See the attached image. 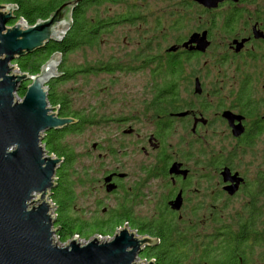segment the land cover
<instances>
[{"label": "rangeland", "instance_id": "rangeland-1", "mask_svg": "<svg viewBox=\"0 0 264 264\" xmlns=\"http://www.w3.org/2000/svg\"><path fill=\"white\" fill-rule=\"evenodd\" d=\"M194 2L147 0L141 9L145 20L121 21L111 32L101 37L98 46H85L68 56L69 65L75 69L97 67L85 74L81 71L59 86V91L69 98L71 109L91 120L81 130L64 138V143L72 148L74 154V161L68 169V178L74 191L69 211L72 218L92 223L105 217L102 212L105 205L97 200L106 195V192L99 187L98 180L106 168H114V165L119 166V172L128 174L126 178L120 179L124 190L130 191V185L133 190L141 183L142 198L153 199L150 204L136 206L137 216L150 220L159 211L160 197H156L154 193L160 192L161 186L164 187L168 179L143 178V166L149 160L141 150L151 149L148 138L157 126L152 105L155 87L152 84L161 83L162 78L152 70L156 62L149 65L151 59L143 60L146 53L157 55L166 52L169 46L208 27L211 28L209 41L212 44L205 53L184 55L183 69L177 85L182 100L196 101L193 77L201 78L203 97H200V105L209 102L213 107L208 111L209 118H213L212 124L199 130L196 135H191L189 126L185 128L178 121L172 125L163 146L165 145L172 160L183 162L186 167L183 168L192 171V175H189L192 184L184 197L181 215L185 218L193 215L204 217L212 205L225 207L223 213L227 221L237 213H243L248 199L242 189L232 196L216 192L214 200L210 201L208 189L214 185L220 189L222 183L219 171L223 165L217 166L214 158L226 160L244 178L243 186L250 188L252 182L264 175V134L255 138L253 144L241 148L239 141L232 138L226 126L215 118L214 112L219 107L231 104L236 93L239 94L241 90L248 91L251 101L261 105L259 111L264 112V51L256 49L254 56H244L238 60V64L236 60H230L224 46L226 36L221 32L229 10L225 6L209 10ZM106 6L108 11L103 15L117 16L124 12L126 5L118 3ZM105 7H100L101 12ZM248 13L251 11L243 12V15ZM213 20H216V25ZM109 63L114 65L110 71H106L103 67ZM15 99L20 100L18 95ZM217 112L220 114V111ZM128 129H132V132L129 133ZM94 144L102 148H93ZM110 149H113V154ZM203 179L209 181L206 183ZM207 184L212 187H207ZM124 190L118 192L115 200L117 206L128 198V193ZM258 205L264 207V192L259 196ZM118 231L119 227L112 232H90L87 236L77 238L82 243L95 236L99 241H108ZM54 242L63 245L67 241L60 242L55 236ZM260 251L262 247H256L255 255ZM142 261L137 260L138 263Z\"/></svg>", "mask_w": 264, "mask_h": 264}, {"label": "water", "instance_id": "water-1", "mask_svg": "<svg viewBox=\"0 0 264 264\" xmlns=\"http://www.w3.org/2000/svg\"><path fill=\"white\" fill-rule=\"evenodd\" d=\"M193 1L211 9L223 0ZM75 4V0L67 1L48 18L31 25L19 19L8 26L17 8L0 3V264H155L152 259L137 260L145 247L158 240L140 236L126 224L108 241H99L95 236L82 243L73 236L63 245L54 242L56 214L49 198L62 159L46 154L42 140L48 130L75 122L70 117H59L47 101V83L59 76L61 55H51L36 75L18 71L12 62L48 41H59L70 26ZM188 45L189 49L205 51L209 45L206 31L191 34L182 44L186 48ZM174 50L175 46L168 48ZM27 81L30 83L24 95L16 100L18 89ZM222 115L229 120L234 136L244 132L241 124L233 125L232 113L225 111ZM180 168L181 164L174 162L169 173L185 176L187 171ZM220 176L226 183L223 189L230 195L243 181L229 167H224ZM181 205L182 195L178 193L171 207L179 210Z\"/></svg>", "mask_w": 264, "mask_h": 264}, {"label": "trees", "instance_id": "trees-1", "mask_svg": "<svg viewBox=\"0 0 264 264\" xmlns=\"http://www.w3.org/2000/svg\"><path fill=\"white\" fill-rule=\"evenodd\" d=\"M67 1L70 0H0V3L11 4L17 8L14 12L15 18L7 23L10 26L19 19L28 25L34 24L39 19H46ZM75 1L70 26L59 41H48L42 48L18 57L12 62L20 72L36 75L51 55L55 53L61 55L57 67L59 76L47 83V101L59 117H70L75 122L59 129L48 130L42 140L46 154L62 159L55 174L56 185L50 192L54 211L56 209L55 236L60 242H66L73 236H87L90 232H112L126 224L138 235H146L158 240L156 244L145 247L139 254L140 258L152 259L155 264H264V207L261 208L258 205L259 196L264 192V175L252 182L250 188L242 187L248 203L245 204L243 213H237L230 221H227L224 216L225 207L217 205L213 209L210 208L209 213L204 217L196 215L190 218H185L183 215L178 217L174 212L169 211L166 205L160 207L158 214L150 220L131 217L130 208L120 209L121 211L115 214L114 219L111 218L112 220L105 221L106 223L103 222L104 220L86 223L77 217L70 216V203L74 198V191L68 178V169L74 161V154L72 148L64 143V138L68 134L81 130L83 125L91 120L71 109L69 98L59 91V86L77 73L83 71L82 73L85 74L86 71H92L97 67L75 69L69 65L68 56L82 47L98 46L101 37L111 32L113 27L121 21L145 20L141 9L147 2V0ZM118 3L126 5L122 14L117 16L102 14L108 11L106 5ZM101 6H106L102 12ZM234 15L230 16L228 13L224 20V24L227 23L225 27H228L235 19L236 15ZM213 22L216 25V20ZM183 57L184 55L173 57L167 52L163 58L157 56L151 58L146 55L143 60L151 59L149 65L156 62L152 70L161 75V85L154 88L153 100L156 105L152 104L161 113L164 109L167 111L178 106L171 102L178 97L177 82L183 69ZM113 65L105 64L103 68L110 71ZM28 84L29 81L22 83L17 91L19 97L24 95ZM163 102L165 106L157 105ZM241 140L244 146H249L253 144L255 137L248 134ZM214 162L217 166H230L226 160L214 158ZM256 247H262V251L255 255Z\"/></svg>", "mask_w": 264, "mask_h": 264}, {"label": "flooded vegetation", "instance_id": "flooded-vegetation-1", "mask_svg": "<svg viewBox=\"0 0 264 264\" xmlns=\"http://www.w3.org/2000/svg\"><path fill=\"white\" fill-rule=\"evenodd\" d=\"M195 3V2H194ZM198 4V3H197ZM200 5V4H198ZM203 7L202 5H200ZM227 7L229 10L228 13L235 16V19L231 21V23L228 25V27H225L226 24H222L221 32L226 36V43L224 44L226 54L229 56L230 60H236V63L238 64V60L242 59L244 56H254L253 52L256 49H263L264 51V0H224L215 8L213 9H219L221 7ZM205 8V7H203ZM210 10V9H209ZM247 15H243V12H249ZM215 24V23H214ZM210 27L207 29L197 31V33H202L203 31H206L207 38L209 41V32ZM189 38V37H188ZM187 38V39H188ZM186 39V40H187ZM184 40L183 43L186 41ZM243 41V42H242ZM242 42L241 44H239ZM183 43H177L175 45L176 50L174 51H168V54H170L173 57H178L181 55H197L205 53L210 45L212 44L211 41H209V45L206 47L205 51H197L195 49H189L191 45H188V48L183 47ZM195 46V45H192ZM171 47V46H170ZM169 47V48H170ZM166 52H160L157 55H150L149 53H146V55H150L151 58H154L155 56L159 58H163L165 56ZM154 74V73H153ZM155 75V74H154ZM186 80L188 78L186 77ZM192 81V79H190ZM178 84V82H177ZM188 84V82H187ZM154 87H159L161 83H154L152 84ZM196 85H198V91L196 92ZM193 94L197 97H195L196 101L190 100H182L179 97V87L177 85L178 90V97L177 100H172L171 103L178 105L175 108L166 109L163 110L161 113L158 109H156L155 105L156 103L153 100L152 104L154 106L153 112L156 117V129L149 135L148 138V145L151 146V149L148 150L146 148H142L141 152L142 154L146 155L148 157V163L143 166L144 168V177H149V179H165L167 178L168 181H166V184L164 187L161 186L160 192H155L154 195L156 197H160V204L158 205V208L160 210V207H163L166 205V208H169V211L174 212L176 216H181V209L184 205V197L186 195L187 190L189 189V186L192 184L190 182V176L192 175V171L190 169H184L183 162L172 160V156H170L165 148L164 140L167 134L172 129V125L176 122H182L184 127L189 128V134L196 135V133L199 130H202L204 128H207L210 124H212V119L209 118L208 111L212 110L213 107L209 102H204L202 105H200V97L202 96L203 92V83L201 81V78L198 76L193 77ZM188 89L189 87L186 86ZM241 92L239 94L236 93V96H234V99L232 100L231 104H228L227 106L223 107H217V111H220V114L218 112L215 113V118L220 120L225 126L228 133L231 135L232 138L237 139L240 143V147L242 148L244 145L242 144V138L245 136L253 135L255 138H258L260 135L264 134V112H260L261 109L258 104L253 103L250 99V93L247 92ZM232 95V94H231ZM203 97V96H202ZM198 99V100H197ZM235 101V102H234ZM264 101V100H262ZM161 102V101H159ZM163 103H158L157 105L161 104L162 106H165ZM228 111L234 115L233 117V125L241 124L244 128V132L238 136L233 135V128L229 124V120L225 117H223V112ZM185 112L184 115H179L180 113ZM237 116V117H235ZM129 118V117H128ZM129 133L132 132V129ZM124 132V130H123ZM258 134V135H256ZM93 148H102L97 146L96 144L93 145ZM105 150V149H104ZM110 152L113 154V149H110ZM154 152V155H151V153ZM171 157V158H169ZM180 162L181 164V170H185L186 175L183 176L182 174H175V173H169V168L172 163L174 162ZM213 163V161H211ZM208 165V164H206ZM114 168L111 169H105L102 172V177L99 182V187L103 188L106 192V195L103 197H99L97 200L101 204H104L105 206L102 208L104 218H100V220L109 221L111 218L114 219L115 214H117L120 209L123 208H130L131 217L133 218H139L136 213V206L139 204L144 203H152V200H145L142 198L140 187L141 183L137 186L136 184H133V186H137L135 189L131 185L128 186V190H124L123 187H121V178H126L128 174L119 172V166L114 165ZM185 167V166H184ZM224 167H229L231 172H237L234 170L231 165L230 166H222L219 171L220 172ZM186 168V167H185ZM239 175V174H238ZM221 177V176H220ZM109 178L108 180H106ZM144 180V179H143ZM166 180V179H165ZM207 183L209 179H203ZM221 187L215 186L212 187L210 184H207V187H212L208 189L210 192V201L214 200L215 193L217 194H226L228 196H232L228 194L223 187L226 185V183H223L222 177H221ZM244 178L243 181L240 183L238 191L234 193L237 194L243 187L244 184ZM108 187H110V190H108ZM188 187V188H187ZM124 190L126 193H128V198L124 199L117 206L115 203V200L117 199L118 192ZM178 193H181L182 195V205L179 210H173L171 207V201L175 199V197L178 195ZM132 194V196H130ZM150 197V196H149ZM150 199V198H148ZM114 202V203H113ZM214 205H212L210 208L213 209ZM159 211H156L154 216L155 217L158 214ZM212 213V211H211ZM152 217V218H153ZM111 219V220H112ZM97 220V219H96ZM99 220V221H100Z\"/></svg>", "mask_w": 264, "mask_h": 264}, {"label": "bare ground", "instance_id": "bare-ground-1", "mask_svg": "<svg viewBox=\"0 0 264 264\" xmlns=\"http://www.w3.org/2000/svg\"><path fill=\"white\" fill-rule=\"evenodd\" d=\"M223 1H224V0H223ZM221 2H222V1H221ZM60 58H61V57H60ZM57 65H58V64H56L55 67H56ZM18 71H19V70H18ZM35 195H37V194H35ZM34 198H36V196H35ZM49 199H50V198H49ZM50 202H51V204H52L51 206H52V208H53L54 205H53V203H52L51 200H50ZM54 224H55V223H54ZM127 227L129 228L128 225H127ZM53 228H54V226H53ZM121 228H123V227H119V229H121ZM129 229H130V228H129ZM130 230H132V229H130ZM113 236H114V235H113ZM112 238H113V237H112ZM112 238H111V239H112ZM111 239H110V240H111ZM139 259L143 260L142 258H140V256H139ZM144 260H145V262L149 261V259H144ZM144 260H143V261H144ZM150 260H151V259H150ZM143 261H142V262H143Z\"/></svg>", "mask_w": 264, "mask_h": 264}]
</instances>
